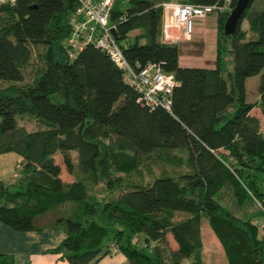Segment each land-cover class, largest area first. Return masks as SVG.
<instances>
[{"label": "trees", "instance_id": "obj_1", "mask_svg": "<svg viewBox=\"0 0 264 264\" xmlns=\"http://www.w3.org/2000/svg\"><path fill=\"white\" fill-rule=\"evenodd\" d=\"M229 1L232 10L237 0ZM169 2L224 4L117 0L109 24L133 70L155 63L173 77L170 111L140 103L94 45L69 58L78 0L0 7V155L22 159L16 178L0 181V223L19 233L62 230L50 253L68 264L114 253L129 264H205L203 220L224 264H264V131L250 114L264 115V0H250L232 36L223 32L230 12L216 16L214 68L179 66L177 46L163 39ZM257 75L258 100L247 103L244 81ZM25 115L44 127L19 126ZM155 162L172 170L153 175ZM0 264L13 263L0 256Z\"/></svg>", "mask_w": 264, "mask_h": 264}, {"label": "built area", "instance_id": "obj_2", "mask_svg": "<svg viewBox=\"0 0 264 264\" xmlns=\"http://www.w3.org/2000/svg\"><path fill=\"white\" fill-rule=\"evenodd\" d=\"M16 0H0L1 6L13 5ZM117 0H78L79 6L70 21L71 34L67 40L69 58L78 56L88 44L105 52L110 60L124 72V80L138 93V101L150 110L163 108L170 111L172 91L176 85L171 75L165 74L160 65L148 63L133 70L126 62L112 34L114 26L109 24V15ZM122 3L127 0H119ZM229 0L221 7L164 3L163 39L177 43L190 41L197 20L209 15L215 17L224 11L230 12Z\"/></svg>", "mask_w": 264, "mask_h": 264}, {"label": "crops", "instance_id": "obj_3", "mask_svg": "<svg viewBox=\"0 0 264 264\" xmlns=\"http://www.w3.org/2000/svg\"><path fill=\"white\" fill-rule=\"evenodd\" d=\"M216 39V17L209 15L202 20H197L190 41L172 43L178 48L179 66L183 68H214ZM254 111L261 114L260 110L255 107L250 112L260 121L259 116ZM260 126L261 130L264 131L261 121ZM21 163V157L14 153L0 155V181H13L17 177V170L20 169ZM261 234L264 237V230L261 231ZM63 239L62 230L19 233L0 223V256L11 258L13 264H68L61 259L60 255L50 253V250L56 248ZM95 264L129 263L122 254L114 253L103 257Z\"/></svg>", "mask_w": 264, "mask_h": 264}, {"label": "rangeland", "instance_id": "obj_4", "mask_svg": "<svg viewBox=\"0 0 264 264\" xmlns=\"http://www.w3.org/2000/svg\"><path fill=\"white\" fill-rule=\"evenodd\" d=\"M242 28L244 30L247 29L246 21L242 22ZM258 84H259V75L247 78L244 81L247 103H255L258 100V91H257ZM254 112L256 115L259 116L261 125L264 129V116L258 113V111H254ZM16 120L19 126L24 127L28 131H35L44 127L43 124H41V122L34 117H29L26 115L17 116ZM56 160L57 161L60 160L58 155H56ZM152 165L153 166L151 167V171L153 172V175L154 174L160 175L162 172L165 171L170 172L172 170L170 164H166V163L164 164L163 162L162 163L155 162V164ZM143 174H145V172ZM62 178L64 181H70V177H68V175L64 171L62 173ZM177 218L178 219L184 218V215H178ZM168 239L173 246V241L170 235H168ZM201 240H202V261L205 264H224L226 262V259L223 254V250L205 220H203L201 224ZM186 264H190L188 260H186Z\"/></svg>", "mask_w": 264, "mask_h": 264}, {"label": "water", "instance_id": "obj_5", "mask_svg": "<svg viewBox=\"0 0 264 264\" xmlns=\"http://www.w3.org/2000/svg\"><path fill=\"white\" fill-rule=\"evenodd\" d=\"M250 0H237L224 23V35L232 36L236 32L239 23L248 8ZM115 37V32H112Z\"/></svg>", "mask_w": 264, "mask_h": 264}]
</instances>
